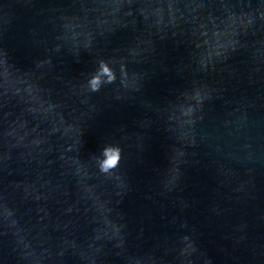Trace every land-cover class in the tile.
Listing matches in <instances>:
<instances>
[{
	"label": "water",
	"instance_id": "obj_1",
	"mask_svg": "<svg viewBox=\"0 0 264 264\" xmlns=\"http://www.w3.org/2000/svg\"><path fill=\"white\" fill-rule=\"evenodd\" d=\"M0 264H264V0H0Z\"/></svg>",
	"mask_w": 264,
	"mask_h": 264
},
{
	"label": "clouds",
	"instance_id": "obj_2",
	"mask_svg": "<svg viewBox=\"0 0 264 264\" xmlns=\"http://www.w3.org/2000/svg\"><path fill=\"white\" fill-rule=\"evenodd\" d=\"M105 71H107V69H105ZM95 83H96V80L95 78H93V84ZM93 90L95 91V88H93ZM105 156H106V159L103 160L100 165L101 171H107L108 169L116 166L119 160V152L118 150H112L110 152V150L105 149ZM113 158H114V162H110L113 160Z\"/></svg>",
	"mask_w": 264,
	"mask_h": 264
},
{
	"label": "snow or ice",
	"instance_id": "obj_3",
	"mask_svg": "<svg viewBox=\"0 0 264 264\" xmlns=\"http://www.w3.org/2000/svg\"><path fill=\"white\" fill-rule=\"evenodd\" d=\"M110 162H114V158H113V160H112V161H110Z\"/></svg>",
	"mask_w": 264,
	"mask_h": 264
}]
</instances>
